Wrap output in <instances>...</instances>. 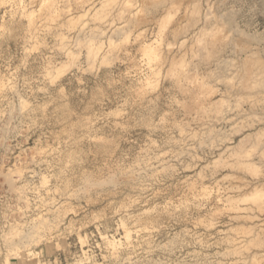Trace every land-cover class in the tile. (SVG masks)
Wrapping results in <instances>:
<instances>
[{
	"label": "rangeland",
	"instance_id": "obj_1",
	"mask_svg": "<svg viewBox=\"0 0 264 264\" xmlns=\"http://www.w3.org/2000/svg\"><path fill=\"white\" fill-rule=\"evenodd\" d=\"M263 68L264 0H0V264H264Z\"/></svg>",
	"mask_w": 264,
	"mask_h": 264
},
{
	"label": "bare ground",
	"instance_id": "obj_2",
	"mask_svg": "<svg viewBox=\"0 0 264 264\" xmlns=\"http://www.w3.org/2000/svg\"><path fill=\"white\" fill-rule=\"evenodd\" d=\"M226 21V20H225ZM226 23H227V21H226ZM227 25V24H226ZM84 26V25H83ZM83 26H82V28H83ZM232 28V27H231ZM243 41V40H242ZM244 44H246V43H244ZM248 44V43H247ZM243 45V44H242ZM152 48H150V49H147V51H145V52H143L144 54H146L147 55V57H149V61H148V63L150 62V60H151V58H154L153 57V55H156V54H153V51L151 50ZM144 51V50H143ZM150 51H152V53H150ZM157 52V51H156ZM158 55V54H157ZM225 64V63H224ZM263 70H264V68H263ZM262 74H264V73H262ZM261 74V75H262Z\"/></svg>",
	"mask_w": 264,
	"mask_h": 264
}]
</instances>
